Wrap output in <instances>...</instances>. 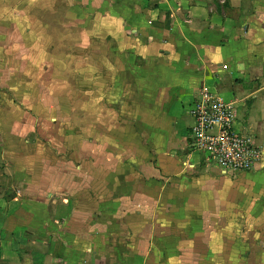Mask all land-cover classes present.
Returning <instances> with one entry per match:
<instances>
[{"label": "crops", "instance_id": "1", "mask_svg": "<svg viewBox=\"0 0 264 264\" xmlns=\"http://www.w3.org/2000/svg\"><path fill=\"white\" fill-rule=\"evenodd\" d=\"M226 82L264 147V0H0V153L29 227L58 234L46 264H90L77 234L125 235L142 264H264V155L224 176L189 148L199 92Z\"/></svg>", "mask_w": 264, "mask_h": 264}, {"label": "rangeland", "instance_id": "2", "mask_svg": "<svg viewBox=\"0 0 264 264\" xmlns=\"http://www.w3.org/2000/svg\"><path fill=\"white\" fill-rule=\"evenodd\" d=\"M233 84L226 82L223 87L216 88L217 91L215 93L222 96L231 93ZM194 154L199 157L202 156L200 152L194 151ZM6 157V155L0 153V162L2 165L0 167L2 168L0 169V194L5 195V200H0V261L15 264L17 259H28V264H46L47 260L58 256L59 250L57 243L60 242L58 240L59 237H57L58 234L48 232L41 225L36 226L38 223H32L37 220V216L31 218V226L29 227V222L26 220L25 212L21 207L25 203L23 196L25 195L24 186L21 187L20 184L23 178H16L14 169L9 168L10 164L7 161L8 157ZM212 172L215 175V170ZM31 189H35V186L33 185ZM17 191L20 192L18 193ZM17 193L19 200L13 203L14 206H10V199L16 198ZM0 197L2 196L0 195ZM32 203L41 204V200H36V202L32 201ZM37 221L39 222V220ZM109 221H111V218ZM56 223L51 221V224H55V226ZM11 226L14 228L17 227L19 232L12 233L6 231ZM26 229L28 233H26ZM86 229L88 230L87 227ZM22 236L26 239L23 240ZM77 236L84 240V242L81 243L79 241V246L71 249V253L77 258L91 260L89 261L91 262L90 264H142L141 257L137 255L135 249H126L117 243V240L125 235L117 236V234H112L108 240L104 238L99 240L98 238V242H92L86 235L81 236V234H77ZM20 240L24 242L25 246L23 244V248L13 252L11 241L15 242ZM45 242H48L50 245H46ZM49 246L51 250H49ZM119 258H124L126 262L121 263ZM83 264H88V262H84Z\"/></svg>", "mask_w": 264, "mask_h": 264}, {"label": "built area", "instance_id": "3", "mask_svg": "<svg viewBox=\"0 0 264 264\" xmlns=\"http://www.w3.org/2000/svg\"><path fill=\"white\" fill-rule=\"evenodd\" d=\"M189 148L201 152L212 171L227 176L254 171L264 155L248 134L233 125L232 104L210 89H202L191 109Z\"/></svg>", "mask_w": 264, "mask_h": 264}]
</instances>
